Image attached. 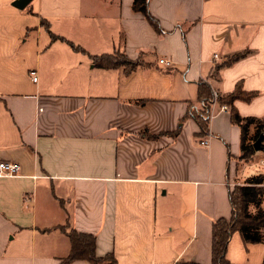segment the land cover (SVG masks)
I'll use <instances>...</instances> for the list:
<instances>
[{
    "label": "crops",
    "instance_id": "0c3cea01",
    "mask_svg": "<svg viewBox=\"0 0 264 264\" xmlns=\"http://www.w3.org/2000/svg\"><path fill=\"white\" fill-rule=\"evenodd\" d=\"M18 2L0 0V162L21 168L0 177V264H63L72 229L117 264H212L230 192L264 175L242 163L230 111L264 118V0H149L158 28L134 0ZM119 52L141 64L93 62ZM202 82L256 94L219 102L206 146L189 115ZM227 259L264 264V243L236 232Z\"/></svg>",
    "mask_w": 264,
    "mask_h": 264
},
{
    "label": "trees",
    "instance_id": "16d2710c",
    "mask_svg": "<svg viewBox=\"0 0 264 264\" xmlns=\"http://www.w3.org/2000/svg\"><path fill=\"white\" fill-rule=\"evenodd\" d=\"M149 0H134L133 9L135 12L142 13L148 21L158 28L156 20L148 9ZM52 39H63L52 35ZM72 47L80 49L72 44ZM244 54L234 56L226 65L242 58ZM93 62L100 68H117L124 66L129 73L137 68L141 62L132 61L123 53L105 54L94 56ZM220 65V68L224 66ZM225 65V66H226ZM218 68V70L220 69ZM212 92L207 83L202 82L199 88V111L189 110V115L196 120L200 132L198 137H206L209 134V120L204 116L209 110V102L212 99ZM256 96L255 93H246L240 86L234 93L227 97L219 96L222 104H233L236 100L250 102ZM232 122L242 130V160H247L254 155V144L263 137L264 141V118H243L234 108L230 109ZM253 129V133L251 130ZM144 136L151 138L147 132ZM264 146V145H263ZM232 206V216L230 219L221 218L214 222L212 228V264H231L227 259V250L233 234L239 232L247 243H264V175L249 177L245 184L232 189L229 195ZM68 236L71 241V250L63 261V264H71L74 261L85 260L92 264H117L113 254L105 257H98L96 254V237L92 234L80 233L75 229L69 231ZM177 264H198L195 262L181 261Z\"/></svg>",
    "mask_w": 264,
    "mask_h": 264
},
{
    "label": "built area",
    "instance_id": "2783aa9c",
    "mask_svg": "<svg viewBox=\"0 0 264 264\" xmlns=\"http://www.w3.org/2000/svg\"><path fill=\"white\" fill-rule=\"evenodd\" d=\"M215 58L218 59V56L216 55ZM159 63L161 65H164L165 67L171 66V61L165 58L160 59ZM32 75H33V80L37 81L36 73L32 72ZM212 95H213L212 99L209 102V110L204 116L205 119L209 120V123L212 121V119L214 118L217 112L229 111V107L227 105H219L220 94L218 92L213 91ZM200 105H204V103H199V106H193L191 110L199 111ZM207 136L204 139H202V144L205 146L209 144L210 134H208ZM262 165L264 166V160L262 161ZM20 170L21 168L18 163L9 162V161L0 162V177L17 176L19 175Z\"/></svg>",
    "mask_w": 264,
    "mask_h": 264
},
{
    "label": "rangeland",
    "instance_id": "374dc122",
    "mask_svg": "<svg viewBox=\"0 0 264 264\" xmlns=\"http://www.w3.org/2000/svg\"><path fill=\"white\" fill-rule=\"evenodd\" d=\"M252 157L247 159V160H245V161H243L242 163L246 162L248 166H256L258 169L259 168L262 169L261 167H263L262 166L263 157L261 156L260 158H257V159H255L254 157L252 158ZM240 183L241 184L245 183V180L244 179H243V181L241 180ZM237 186H239V185L236 184V186H234V188L237 187Z\"/></svg>",
    "mask_w": 264,
    "mask_h": 264
},
{
    "label": "water",
    "instance_id": "95a60500",
    "mask_svg": "<svg viewBox=\"0 0 264 264\" xmlns=\"http://www.w3.org/2000/svg\"><path fill=\"white\" fill-rule=\"evenodd\" d=\"M31 0H19L18 6L24 8L26 5L30 3ZM263 137H261L254 145L255 149L259 150L261 149V143H262Z\"/></svg>",
    "mask_w": 264,
    "mask_h": 264
}]
</instances>
